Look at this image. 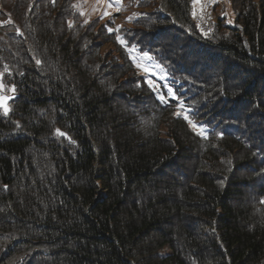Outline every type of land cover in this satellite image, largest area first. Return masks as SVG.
Wrapping results in <instances>:
<instances>
[{
	"label": "trees",
	"instance_id": "1",
	"mask_svg": "<svg viewBox=\"0 0 264 264\" xmlns=\"http://www.w3.org/2000/svg\"><path fill=\"white\" fill-rule=\"evenodd\" d=\"M77 3L0 0V264H264V0L205 36L191 0L111 33Z\"/></svg>",
	"mask_w": 264,
	"mask_h": 264
},
{
	"label": "rangeland",
	"instance_id": "2",
	"mask_svg": "<svg viewBox=\"0 0 264 264\" xmlns=\"http://www.w3.org/2000/svg\"><path fill=\"white\" fill-rule=\"evenodd\" d=\"M242 1L243 0H201V3L195 5L196 16L194 17L193 0H191L190 13L198 28V31L202 36H205L209 31L208 29L210 23L221 21L225 25L234 26L235 20L238 17L237 15L240 11ZM108 4L109 0H78L77 8L80 14L83 13L82 17L85 19V21H89L94 17H98L102 22L110 21L111 25L109 27L113 30L129 26L136 17V9L132 6L127 5L125 3V0H116L112 7H108ZM105 11H107L111 15L104 16L103 13ZM102 16L103 18H101ZM128 51L135 63V66L137 65V63H142L144 65H147L155 73L154 76L149 77L145 74L142 68L136 66L138 72L143 77H145L147 80L152 79L157 83L158 88L156 89V91H167L166 87L164 86H168L169 78L166 75L165 71H161L160 67H156V65L158 64L153 59H143L142 52L137 50L136 48L130 47L128 48ZM0 84L4 86L3 89L0 90V96H9L14 98L15 94L10 91L13 86L4 83L1 73ZM11 99H9L7 102L9 108V102ZM176 107L177 113L180 116L185 118L186 115H189L190 109L183 106L182 102L178 101ZM192 122L193 124L199 125L194 121ZM199 126L200 127L195 128L193 126L192 127L200 135H206L208 129L203 127L202 125Z\"/></svg>",
	"mask_w": 264,
	"mask_h": 264
},
{
	"label": "snow or ice",
	"instance_id": "3",
	"mask_svg": "<svg viewBox=\"0 0 264 264\" xmlns=\"http://www.w3.org/2000/svg\"><path fill=\"white\" fill-rule=\"evenodd\" d=\"M115 2H116V0H109L108 7H112L113 4H114ZM199 3H201V0H193V7H194V10H193V16H194V17L196 16L195 5H196V4H199ZM202 6H203V5H202ZM81 15H83V13H81ZM103 15H104V16H109V15H111V14L108 13L107 11H105V12L103 13ZM101 18H103V16H102ZM85 23H87V21H85ZM117 30H119V29L117 28ZM108 31L111 33V32H113L114 30H113L112 28H108ZM116 39H117V41H118L121 45L126 46L127 43H128V42H127L125 39H123L120 35H117V36H116ZM142 58H143V59L151 60V59H152V56L150 55L149 52L145 51V52H142ZM36 63L39 64L40 61L37 60ZM136 66L139 67V68H142V70L145 72V74L148 75L149 77L155 75V73H154V72H153V71H152L147 65H144V64H142V63H137ZM156 67H160V68H161V71H164V69H163V67H162L161 65L158 64V65H156ZM147 83H148L149 87H151V88H153V89H157V88H158L157 83H156L154 80H152V79H149V80L147 81ZM3 87H4V86H3L2 84H0V90H2ZM164 87H166V89H167L166 95L171 96L173 99H177V100L180 99V98L176 95V92L173 90V88H172L171 86H167V85H165ZM10 91L14 93V92H15V86H13L12 89H11ZM11 98H12V97H9V96H0V111H2L4 115H7V114L10 112V108L8 107L7 102H8V100L11 99ZM159 99H160L161 101H164L165 96H164V95H161V96H159ZM185 119H188V116H187V115L185 116ZM188 122H189V124H191L194 128H195V127H200L199 125L193 124V122H192L190 119H188ZM57 135L65 136V137L67 136L66 133L60 132V130H57ZM262 202H264V201H262Z\"/></svg>",
	"mask_w": 264,
	"mask_h": 264
}]
</instances>
